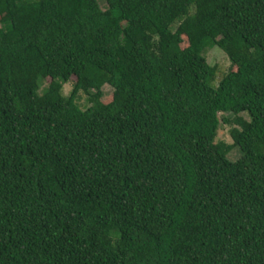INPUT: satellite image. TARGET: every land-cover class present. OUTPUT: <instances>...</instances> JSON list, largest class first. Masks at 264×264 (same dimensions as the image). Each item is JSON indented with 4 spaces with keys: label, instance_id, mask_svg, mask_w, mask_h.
Segmentation results:
<instances>
[{
    "label": "trees",
    "instance_id": "1",
    "mask_svg": "<svg viewBox=\"0 0 264 264\" xmlns=\"http://www.w3.org/2000/svg\"><path fill=\"white\" fill-rule=\"evenodd\" d=\"M0 264H264V0H0Z\"/></svg>",
    "mask_w": 264,
    "mask_h": 264
},
{
    "label": "rangeland",
    "instance_id": "2",
    "mask_svg": "<svg viewBox=\"0 0 264 264\" xmlns=\"http://www.w3.org/2000/svg\"><path fill=\"white\" fill-rule=\"evenodd\" d=\"M101 5H103V3H101ZM206 56L209 64L211 66H216L218 68L217 82H220L230 71L234 69L227 55L218 48L209 50ZM72 89H73L72 84L66 85L64 89V94L66 96H70ZM105 92L107 93V95H109L111 94L112 90L109 87L108 88L106 87ZM79 104L83 109H87L89 107L87 102V97L83 95L82 98L79 100ZM244 116L245 118H247L246 115ZM226 117L229 118L230 120H235V116L233 114H227ZM232 128L233 126H229L223 123L220 126L219 137L217 141L226 142L227 144L233 145L234 141L231 136ZM240 158H241L240 150L238 148L234 149L230 154V159L232 161H237Z\"/></svg>",
    "mask_w": 264,
    "mask_h": 264
}]
</instances>
